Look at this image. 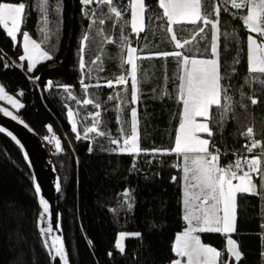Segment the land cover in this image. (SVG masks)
I'll return each instance as SVG.
<instances>
[{
    "label": "trees",
    "instance_id": "trees-1",
    "mask_svg": "<svg viewBox=\"0 0 264 264\" xmlns=\"http://www.w3.org/2000/svg\"><path fill=\"white\" fill-rule=\"evenodd\" d=\"M0 2H24L28 5L21 32L28 31L31 38L40 42L42 48L52 55L51 60L37 65L33 73L27 72L26 62L19 60L22 55L19 44H15L0 28V84L6 93L24 104L19 113L44 140L51 155L61 183L57 206L61 213L62 231L70 263L171 264L176 259L172 252L175 236L185 227L182 219L180 170L173 167L175 155L157 156L151 164L146 163L148 159H152L150 156L141 155L137 158V168L140 171L130 173V155L102 150L115 147L110 144L107 136H96L91 141L93 150L89 152L90 142L83 139V132L84 126L92 123L89 113L96 109L93 105H77L75 100L67 99V93L62 88L57 87L70 85L72 95L81 101L84 99L80 86L78 49L89 21L81 13L80 0H59L62 3L59 18L54 11L58 0H47V25L41 20L40 0ZM113 2L123 9L128 0ZM203 2L208 11H212L215 5L220 7L222 72L231 76L230 81H224L230 82L229 91L233 96L229 119L222 129L215 118L211 124L214 133L211 143L221 151V166H227L243 156L244 145L249 141L242 133H246L248 127L253 128V138L261 141L264 152V83H261L264 74H249L247 71L248 33L239 18L241 14H245V9L243 13L232 8L225 12L219 0ZM146 5V15L151 20L147 21L146 31L141 34L138 43L137 38L132 36L134 46L143 49L144 56L139 61L142 83L138 104H128L118 113L117 100L109 101L108 96H115L116 89L124 86H116L114 89L103 86L107 79H115L122 72L118 48L119 25L113 27L106 5L98 9L106 20L105 25H94L85 51V72L88 66H102L104 71L94 72V78L90 81L86 79L85 83L94 85L96 76L101 78L100 88L89 89V98L101 103V130L110 133L112 138H119L123 123L125 132L130 134V108L137 107L141 147L169 148L174 145L181 108L175 99L178 66L173 57L148 56L149 52L173 51L175 48L170 36L160 27L161 24L166 25V21L156 19L162 13L158 8V0H146ZM233 12L237 13L235 17L231 15ZM126 18H130V11L126 13ZM60 19L62 23L59 22ZM101 28L104 35L113 36L116 43H104L102 36L97 34V30ZM192 28L191 25L174 26L178 38L190 39L194 45ZM225 30L228 33L235 30L238 36V39H231L228 51H224ZM208 39L210 40V31ZM200 47L202 51L203 41L200 42ZM97 55L101 59L96 65H92ZM234 60L239 63H233ZM126 67L125 65L124 68ZM233 67L236 69L235 73L231 71ZM29 76L39 79L30 81ZM246 77L249 78L247 82ZM48 81H53V87H46ZM165 89L171 98H160L161 91ZM241 92L244 93L243 98ZM120 95H126L130 101V81L127 94L122 91ZM251 98H256L258 103L252 105ZM241 99L244 107H241ZM68 107L78 113L75 119L81 135L79 140L71 131L67 120ZM212 111L215 113V106ZM118 117L121 123L117 122ZM49 125L52 132L48 131ZM53 135L61 141L60 153L55 152L54 143L49 144L44 139L45 136ZM65 135L72 136L75 144L73 149L68 145ZM89 135L95 136L91 133ZM202 137L208 138L207 134ZM172 176L177 177L175 183L172 182ZM256 184L260 192L259 178H256ZM125 188L131 193V210L124 203ZM237 202V231L231 234V238L238 242L239 250L243 253L239 264H264V257L261 256L264 228L260 226L264 223V199L259 195L238 194ZM37 218L38 206L30 171L16 145L0 134V264H50L36 229ZM119 232H139L142 236L125 239V252L121 254L115 248ZM199 235L202 243L220 250L221 259L228 260L227 236L219 233ZM109 252L112 253L111 256ZM229 264L237 262L231 259Z\"/></svg>",
    "mask_w": 264,
    "mask_h": 264
},
{
    "label": "snow or ice",
    "instance_id": "snow-or-ice-1",
    "mask_svg": "<svg viewBox=\"0 0 264 264\" xmlns=\"http://www.w3.org/2000/svg\"><path fill=\"white\" fill-rule=\"evenodd\" d=\"M232 9H246V14H241L244 28L247 30V71L249 74H264V0H229ZM81 13L86 18L88 29L82 34L79 43V69H80V86L84 92V99L81 101L72 95L70 85H57L67 93V99L75 100L77 105H93L95 112L89 113L92 117L90 126H84L83 139L90 142L89 152L93 149L91 141L96 136L109 138L111 145L115 147L102 149L110 153L126 154L132 157V165L129 172H139L137 168V158L141 155L150 156L146 163L151 164L157 156L172 155L182 159L181 163H176L173 167L181 168L183 176L182 184V205H183V221L186 227L183 228L175 236L172 244V252L176 259L171 264H229L232 258L239 264L242 260L243 253L239 250L238 242L231 238V234L237 231L238 220V194L259 195L264 199V153L260 155L239 156L234 163L227 166H221V151L211 143L213 137V129L211 124L213 118L222 129L224 123L229 119V113L233 105V96L230 94L231 84L225 83L230 81L231 76L222 72L221 64V28H220V7L213 6L212 11H208L203 0H158V8L162 13L156 17L157 20L166 21L161 24L162 30L171 38V44L174 45L173 51H156L149 52L148 56L175 58L178 66L176 73L175 99L178 104L182 105L179 110V123L175 128L174 145L169 148L154 147L151 149L142 148L139 140V120L137 107L130 108V134L125 132L123 123L120 128V137L112 138L110 133L101 130V103L89 98V89L92 87L100 88V77L96 76V83H85V80H92L94 72H103L102 66L86 68L85 51L87 42L90 39L91 30L97 23L101 26L105 25L103 14L98 11L101 6L106 5L110 19H112L113 27L119 25L118 48L120 52L121 74L115 79H107L103 86L114 89L116 86H124L116 89V95H109L108 100H117V112L123 111L124 108L131 105H137L141 96L140 64L139 61L144 58L143 49L134 46L132 36L137 38V43L142 33H145L147 21L151 17L146 15V0H128L127 4L121 9L117 7L113 0H80ZM95 5V7H93ZM28 5L24 2H0V28H3L8 37L15 43L18 34L21 33L22 25L26 16V8ZM39 10L41 12V20L45 25L49 23L47 0H40ZM54 11L58 18L62 14V3L55 5ZM130 11V18H126V13ZM228 12V9H224ZM213 14L215 18H213ZM233 17L237 13H231ZM114 17V19H113ZM62 23V19L59 20ZM191 25L194 34L195 44L190 39H180L177 37L174 26ZM130 29V31L128 30ZM210 31V40L208 39ZM256 34V36L253 35ZM97 34L102 36L104 43H116V39L111 35H104L103 29H98ZM224 51L229 50V43L233 37L238 39L235 30L232 33L224 32ZM23 36V55L19 56L21 62L27 61V72L33 73L37 65L42 61L52 59L49 51L42 48L41 43L31 38L28 31L22 32ZM198 37V39H196ZM203 41V50L201 51L200 42ZM195 48V51H193ZM101 57L97 55L92 61V65H96ZM233 63H239L234 60ZM127 66L126 69L124 66ZM8 67L7 64L4 65ZM23 67V65H20ZM232 73L236 72L233 67ZM38 80V77H32ZM256 79V77H251ZM246 77V82L248 81ZM130 81V101L126 95L122 97L120 92L127 94V85ZM264 83V79L261 80ZM47 88L53 87V81H48ZM20 95H23L21 90ZM241 98L244 93L241 92ZM170 94L167 90H162L160 98ZM171 98V97H170ZM0 100L6 101L13 109L19 111L24 107L18 99H14L12 95L6 93L3 87H0ZM258 100L251 98V104L256 105ZM215 106V113H213ZM67 107V106H66ZM241 107H244L241 99ZM0 113L11 120L22 124L28 131H33L23 119L12 111L0 108ZM71 107L67 110V120L71 125V131L76 134V139H81L78 132V121ZM199 118V119H198ZM117 122L121 123L119 117ZM48 131L52 132L51 126H47ZM0 133H6L20 147V151L24 154V160L27 162L29 157L24 151L21 142L10 131L0 128ZM95 134L90 136L89 134ZM201 134H207L208 138H204ZM248 137V143L244 145L248 153L261 144V141L253 138V128L248 127L246 133H242ZM49 144L54 143L55 152L62 151L61 141L55 135L44 137ZM215 148V150H213ZM235 155V153H234ZM159 175V173H157ZM254 176L260 180V192L257 190V184L254 183ZM172 182L177 181L176 176H172ZM235 181V183H234ZM35 195L38 199L39 208L41 209L38 217V226L42 224L45 217H48V226L40 227V235L44 238V247L48 249L50 256L58 258V264H69V258L66 253L64 240L60 235L53 233L49 202L41 196V187L36 182V178H32ZM55 188L57 192L61 190L59 179L56 180ZM125 198L124 203L131 210L133 203L130 190H123ZM264 228V223H261ZM56 228H60V224H56ZM199 233H219L227 236L226 252L228 260H222V252L215 247L202 243ZM141 237L139 232H119L115 242V248L121 253L125 252L123 243L126 237ZM264 239V237H262ZM50 242V243H49ZM91 244V242H89ZM112 253L109 252V256ZM261 256L264 257V248H262Z\"/></svg>",
    "mask_w": 264,
    "mask_h": 264
},
{
    "label": "water",
    "instance_id": "water-1",
    "mask_svg": "<svg viewBox=\"0 0 264 264\" xmlns=\"http://www.w3.org/2000/svg\"><path fill=\"white\" fill-rule=\"evenodd\" d=\"M0 108H5L9 111H12L14 114L19 115L21 119H23L24 122L28 124L29 127L33 130L31 132L28 131V129L25 128L22 124H19L16 121H13L9 117H5L2 113H0V128H5L7 131H10L14 136L17 137V139L23 145L24 151L27 153L29 157L27 162L25 160L24 161L30 171L31 181L33 177L36 178V182L41 187V196L49 202L50 211L52 213L51 223H52L53 233L56 235H60L62 239L64 240V235L62 231V223H61V213L57 206V198L59 196L60 191L57 192L55 188L56 180L59 179V177L55 170V167H54L51 155L47 149V146L44 140L31 127V125L25 120V118L23 117L21 113H19V111L16 112L12 110L10 107L2 104L1 102H0ZM0 134L5 136L11 142H13L16 145V147L20 150V147L15 143V141H13L9 136H7L6 133H0ZM21 155L24 159V154L22 152H21ZM32 187H33V183H32ZM33 191H34V187H33ZM34 194H35V191H34ZM36 201H37V206H38V217H39V213L41 209L39 208L37 197H36ZM48 222H49L48 217H45L44 222L38 226V218H37L36 229H37V232L43 244L45 241L43 237H41L40 235V227H47ZM57 223L60 224L59 229L56 228ZM64 243H65V240H64ZM65 248H66V244H65ZM46 251L49 257V263L58 264V258H54L50 256L48 249H46ZM66 253L69 258L67 248H66ZM69 264H71L70 259H69Z\"/></svg>",
    "mask_w": 264,
    "mask_h": 264
},
{
    "label": "rangeland",
    "instance_id": "rangeland-1",
    "mask_svg": "<svg viewBox=\"0 0 264 264\" xmlns=\"http://www.w3.org/2000/svg\"><path fill=\"white\" fill-rule=\"evenodd\" d=\"M222 1H224V0H222ZM228 1H229V0H228ZM9 38H10V37H9ZM17 43L19 44L20 49H21V52H22V55H23V47H22L23 36H22V32L18 34L17 42H15V44H17ZM25 62H26V66H27V61H25ZM44 62H45V61H42L41 63H44ZM41 63H40V64H41ZM38 65H39V64H38ZM29 79H30V81H33V78H32L31 76H29ZM0 87H2L1 84H0ZM7 94H8V93H7ZM13 98L16 99L15 97H13ZM0 102H1L2 104H4V105L10 107L12 110L18 112L16 109H13V108L11 107V105L8 104L6 101L0 100ZM181 107H182V105H181ZM178 123H179V122H178ZM202 135H205V134H201V136H202ZM65 139H66L68 145L73 149V148L75 147V144H74V140H73L72 136H71V135H65ZM177 158H178V157H176V161H177ZM178 159H181V158H178ZM177 163H178V162H177ZM181 165H182V159H181ZM181 168H182V167H181ZM180 176H181V177L183 176V172H182V170H181ZM234 183H235V181H234ZM181 184H182V180H181ZM127 238H132V236L126 237L125 239H127ZM116 239H117V238H116ZM125 239H124V240H125ZM123 243H124V241H123ZM116 250H117V249H116ZM117 251H118V250H117ZM232 259L234 260V258H232Z\"/></svg>",
    "mask_w": 264,
    "mask_h": 264
},
{
    "label": "crops",
    "instance_id": "crops-1",
    "mask_svg": "<svg viewBox=\"0 0 264 264\" xmlns=\"http://www.w3.org/2000/svg\"><path fill=\"white\" fill-rule=\"evenodd\" d=\"M219 2H220V5L222 6V7H224V8H231V5H230V3H229V1L228 0H224V1H222V0H219ZM245 11H246V9H245ZM245 14H246V12H245ZM253 35L254 36H256V34L255 33H253ZM199 119V118H198ZM261 153H264V152H261ZM260 153V154H261ZM260 154H258V155H260ZM176 157V156H175ZM177 162H179V163H181V159H178L177 158ZM179 170H180V173H181V170H182V168H179ZM180 178H181V176H180ZM256 178H258V177H255L254 176V183H256ZM181 190H182V188H181ZM257 190H258V186H257ZM181 204H182V200H181ZM182 214H183V205H182ZM185 223V222H184ZM185 227H186V225H185ZM177 258V257H176ZM235 261V260H234Z\"/></svg>",
    "mask_w": 264,
    "mask_h": 264
},
{
    "label": "built area",
    "instance_id": "built-area-1",
    "mask_svg": "<svg viewBox=\"0 0 264 264\" xmlns=\"http://www.w3.org/2000/svg\"><path fill=\"white\" fill-rule=\"evenodd\" d=\"M261 152H262V147H261V144H260V145L257 146L256 149L253 150V153H248L247 150H246V148H245V151H244V153H243V156L258 155V154H260ZM176 163H177V161H176V158H175V159L173 160V165L176 164ZM175 169H176V170H179V168H176V167H175Z\"/></svg>",
    "mask_w": 264,
    "mask_h": 264
},
{
    "label": "bare ground",
    "instance_id": "bare-ground-1",
    "mask_svg": "<svg viewBox=\"0 0 264 264\" xmlns=\"http://www.w3.org/2000/svg\"><path fill=\"white\" fill-rule=\"evenodd\" d=\"M44 239V238H43ZM45 241V240H44Z\"/></svg>",
    "mask_w": 264,
    "mask_h": 264
}]
</instances>
